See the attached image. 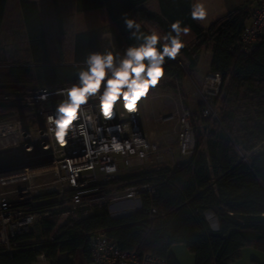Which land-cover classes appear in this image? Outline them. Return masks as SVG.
Returning <instances> with one entry per match:
<instances>
[{
	"label": "trees",
	"instance_id": "trees-1",
	"mask_svg": "<svg viewBox=\"0 0 264 264\" xmlns=\"http://www.w3.org/2000/svg\"><path fill=\"white\" fill-rule=\"evenodd\" d=\"M145 2L77 0V13L106 8L115 25L76 34L71 54L76 66L66 68L62 78L52 76L53 70L38 68L37 84H78V73L87 68L85 61L90 54L113 52L102 41L105 33L115 37L120 54L114 62H118L128 46L142 43L129 38L130 32L126 30L125 19H134L133 13L152 23L160 34L169 32L171 23L181 20V27L189 26L191 32L187 36L181 34L186 46L175 60L165 57L163 78L172 81L170 89L175 91L184 80L178 60L192 69L201 50L210 45L209 69L222 78L220 98H214L219 102L220 127L213 126L212 120L213 127L206 130L203 149L173 168H156L124 178L135 179L132 185L156 184L154 196L142 194L141 208L132 215L111 220L104 208H95L75 222L52 215L41 222L43 236L53 238L50 242L35 250L30 243L33 235L18 236L12 240L14 243H29L16 246L12 253L0 251V264H34L41 253L48 264H88L91 236L97 231H105L121 250L149 253L165 259L167 264H179L170 253L171 247L177 245L194 256V264H233L240 260L246 247L264 253V38L248 55L240 53L238 41L249 17L248 6L203 29L191 17L192 0H157L159 15L148 12ZM5 4L6 0H0V29ZM20 4L29 41L27 58L37 65L48 64L50 57L37 5L28 0H20ZM140 31L150 33L142 25ZM57 48L64 59L59 40ZM22 55L16 56L17 64L0 71V83L33 81L32 71L21 63ZM201 120L205 124L211 121L203 116ZM237 150L249 156L242 160ZM152 207L157 213L149 221ZM206 212L214 214L218 230L211 229Z\"/></svg>",
	"mask_w": 264,
	"mask_h": 264
},
{
	"label": "built area",
	"instance_id": "built-area-1",
	"mask_svg": "<svg viewBox=\"0 0 264 264\" xmlns=\"http://www.w3.org/2000/svg\"><path fill=\"white\" fill-rule=\"evenodd\" d=\"M248 7L249 17L238 41L240 53L246 55L261 38H264V0H251ZM221 83V76L209 71L203 88L213 95L211 97L217 98ZM51 89H43L40 94L43 95L47 92L50 102L38 99L40 95L34 97V102L41 101L49 106L46 112H40L43 117V130L39 129L37 132L40 145L43 149L48 150L54 159L51 171L52 180L45 186L32 189L33 177L28 169L19 168V166L0 168V190L19 183L27 184L10 191H0V251L5 253H12L16 246L29 243H14L12 240L18 236L33 235V239L35 236L39 237L38 242L32 243L35 250L43 243L50 242L53 238L44 237L42 234L41 222L43 220L52 215L69 222L87 217L92 196L98 194L103 186L112 183L123 169L130 167L135 162H146L151 155L157 153L156 146L151 144L142 132L139 105L138 111L133 113L125 112L118 105L115 118L108 121H104L102 118L97 119L96 124L103 129L102 132L96 133L92 127H89L87 141L79 134L73 139L69 133L66 145L61 147L54 135L48 131L50 126L47 123V117L55 113L56 105L64 97L53 94L59 89ZM54 96H59V100L54 101ZM98 102V99L90 98L89 104H98ZM88 111L95 112V108H89ZM202 116L206 119L210 118L211 114L205 110L202 111ZM190 118V113L187 111H183L178 116L180 126L178 129V152L187 159L194 156L196 152ZM117 127L119 130H116ZM16 128L0 124V135L6 136L14 133L18 131ZM112 137H116L121 142H129L131 150H126L124 154L103 152L104 144H110ZM110 166L116 167L115 173L106 171V168ZM155 187V183L141 184L115 192L109 199L110 209L107 213L110 219L118 220L115 218L132 215L138 211L134 212L133 209L141 208L140 196L147 194L152 198L155 194ZM38 200L41 202L40 205L36 203ZM124 207H130L131 210L123 211ZM156 213V209L152 207L148 213L149 221L154 219ZM90 254L91 259L88 264H167L165 259L149 253L121 250L106 235L105 231H97L91 236ZM34 264H48L45 255L38 254Z\"/></svg>",
	"mask_w": 264,
	"mask_h": 264
},
{
	"label": "rangeland",
	"instance_id": "rangeland-1",
	"mask_svg": "<svg viewBox=\"0 0 264 264\" xmlns=\"http://www.w3.org/2000/svg\"><path fill=\"white\" fill-rule=\"evenodd\" d=\"M145 2L146 6H150L151 0ZM151 8V7H150ZM44 15V19H45ZM96 17V18H95ZM89 15L85 21L97 23L99 16ZM132 17L140 24L149 26L148 22H144L139 18L137 13H133ZM53 18V15L50 16ZM95 19V20H94ZM18 17L15 23L19 24ZM50 19L47 23L52 22ZM48 25V24H46ZM55 25V24H54ZM95 25V24H94ZM56 26V25H55ZM108 28V26H106ZM154 30V29H153ZM57 32V31H56ZM174 34V33H173ZM68 36V33H67ZM103 43L106 42L115 53L120 54L114 37L111 33H105L101 37ZM63 52L61 59L57 48V38L51 37L48 41L50 50V62L45 65H37L29 62L28 48L26 42L19 41L18 47H10L7 53L5 48H0V71H6L10 66L17 64L16 59H19L21 54V63H24L31 71L33 81L31 83L23 84H5L0 83V124L17 127L14 133L6 136L0 135V168L17 167L28 169L32 178V189L38 186H45L52 180L51 171L54 166V159L48 150L42 148L38 141V130L43 125V117L40 112L44 113L48 109V104L39 101L35 103L34 97L41 94V90L52 88L53 90L63 87L49 85L40 86L36 82L37 69L45 68L46 70H53L52 76L62 78L66 76V68L76 66L72 61V51L69 44H72V37L63 38ZM115 49V50H114ZM2 50V51H1ZM210 45L203 48L198 57V66L196 69H189L185 62L178 60L179 67L184 73V80L181 86H177L176 90L170 89L172 81L167 78H162L156 87L151 88L145 98L139 102L141 110L140 124L145 138L156 146L157 153L151 155L146 162L133 163L130 167L123 169L117 174V178L109 185L103 186L99 193L92 196L90 201L91 206L88 208L89 212L97 209H110V196L115 192L123 191L132 185L135 179L124 180L127 176L136 175L138 173L151 171L159 168H173L178 163L187 160V157L181 156L178 152V116L183 111L190 113V123L193 127V135L195 139L196 152L203 149V143L206 138V130L211 129V122L215 123L213 126L220 127L219 123V102L211 97L208 91L203 88V83L206 81V76L210 69L206 57L210 55ZM25 53V55H24ZM16 54V55H15ZM13 56L16 59H13ZM118 66V62H114ZM111 73H109V76ZM69 86V85H67ZM51 89V90H52ZM103 89H101L102 91ZM220 98V93L219 97ZM59 100V96H54V101ZM47 102H50L49 99ZM207 110L211 114V121L206 124L201 120L202 113ZM212 126V127H213ZM214 127V128H215ZM27 134V135H26ZM238 155L245 160L247 155H242L239 150ZM26 183H19L3 190L1 192L10 191L17 187L26 186ZM54 198L52 199V201ZM41 204L39 200L36 202ZM130 207H124L123 211H130ZM134 212L139 209H133ZM121 211V208H120ZM206 220L210 227L214 226V215L206 212ZM39 237L35 236L31 243L38 242ZM181 246V245H177ZM183 254L179 255L181 260L187 261L188 264H194V256L190 254L183 246ZM178 251V250H177ZM255 256V257H252ZM264 253L249 247L242 253L239 261L234 264H258L256 259L261 263ZM252 257V258H251ZM262 260V261H261Z\"/></svg>",
	"mask_w": 264,
	"mask_h": 264
},
{
	"label": "clouds",
	"instance_id": "clouds-1",
	"mask_svg": "<svg viewBox=\"0 0 264 264\" xmlns=\"http://www.w3.org/2000/svg\"><path fill=\"white\" fill-rule=\"evenodd\" d=\"M206 16L204 5L196 4L191 12L192 19L203 21ZM181 24V20L174 21L170 25V31L162 36L156 30L149 34L142 33L140 23L134 19H125L126 30L130 32L129 38L142 40V43L128 46L118 66L114 63L118 53H92L87 57V68L78 73L79 83L53 93L64 99L56 105L55 113L47 117L50 126L48 131L61 147L66 145L69 133L73 139L79 134L87 141L89 127L96 133L102 132L103 129L96 124L97 119L108 121L115 118L118 105L128 113L138 111L139 102L165 75V57L175 60L186 46L181 34L187 36L191 28H182ZM48 96L46 92L38 99L47 101ZM90 98L98 99V104L90 105ZM89 108H95V112L90 113ZM126 150H131V144L121 142L116 137H112L110 144L105 143L102 148L106 153L124 154ZM106 171L115 173L116 167L110 166Z\"/></svg>",
	"mask_w": 264,
	"mask_h": 264
},
{
	"label": "crops",
	"instance_id": "crops-1",
	"mask_svg": "<svg viewBox=\"0 0 264 264\" xmlns=\"http://www.w3.org/2000/svg\"><path fill=\"white\" fill-rule=\"evenodd\" d=\"M28 1L35 3L37 5L41 17L43 33L45 36L44 40L47 45L49 57H50V50H49L50 48L48 41L51 37L54 38L56 37L57 40L60 41L62 48H63V40H64L63 38L72 37V44L71 45L69 44V47L72 51L73 38L76 34L87 31L89 29H99L106 26L113 27L115 25L114 21H112L111 19L110 12L107 11L106 8H100L96 10L77 13L76 12L77 0H28ZM149 2H151L150 6H146L147 4L146 3L144 4V8L152 14L159 15L160 13H159L157 0H151ZM198 3L204 5L207 12V16L206 19L203 21L194 20V22L196 23L197 26L206 29L219 18L231 13L234 10L241 9L250 5L251 0H192V11L194 6ZM44 15L46 16L45 19H44ZM52 15L53 18H50V16ZM89 15H94V17L99 16L98 17L99 19L97 20L98 24L97 23L92 24V22H90L89 20L85 21ZM16 17H18L19 19L18 20L19 24L15 23ZM50 19H53L52 22L47 23ZM141 25L149 32H151L153 29L154 30L156 29V27L152 23L148 27L143 25L142 23ZM166 33L168 32H163L161 35L163 36ZM20 40L22 42L23 41L26 42L28 48L29 41L27 39V34L23 24L20 0H6L2 25L0 29V48L1 49L5 48V50H7L8 53L10 47H15V48L18 47ZM13 59L15 60L16 57L13 56ZM211 59H212V53L210 52V55L206 57V61L208 62L209 67H210ZM198 60L196 66L193 67L191 70L196 69V67L198 66L197 65ZM49 63H51L50 59H49ZM209 213L213 214L212 212ZM214 218H215V223L214 226H212L211 228L212 230L218 228L216 217L214 216ZM247 248L249 249V247L244 248L242 250V253L245 252ZM182 249L183 248L181 246H173L170 249V253L175 257V259L178 261L179 264H188L187 261L181 260L179 257V255L183 254ZM252 257L255 256L252 255ZM262 259H264V256H262ZM259 260L256 259V262L258 264H264V261L261 260L262 261L261 263Z\"/></svg>",
	"mask_w": 264,
	"mask_h": 264
},
{
	"label": "water",
	"instance_id": "water-1",
	"mask_svg": "<svg viewBox=\"0 0 264 264\" xmlns=\"http://www.w3.org/2000/svg\"><path fill=\"white\" fill-rule=\"evenodd\" d=\"M40 130L42 131V130H43V128H42V127H40ZM26 135H27V134H26ZM129 215H130V214H128V215H124V216H122V217L115 218V219L124 218V217H127V216H129ZM112 220H114V218H113ZM213 230H218V228H216V229H213Z\"/></svg>",
	"mask_w": 264,
	"mask_h": 264
}]
</instances>
